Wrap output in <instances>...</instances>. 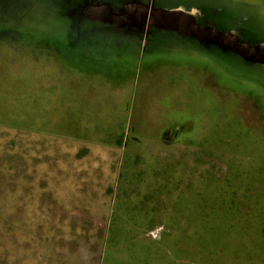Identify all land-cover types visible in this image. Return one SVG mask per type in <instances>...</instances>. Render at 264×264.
<instances>
[{"label": "rangeland", "instance_id": "374dc122", "mask_svg": "<svg viewBox=\"0 0 264 264\" xmlns=\"http://www.w3.org/2000/svg\"><path fill=\"white\" fill-rule=\"evenodd\" d=\"M164 2L264 41V0ZM89 29L47 0H0V264H264V66ZM228 165L262 180L239 242L212 227L226 208L183 218L190 195L230 198L200 176Z\"/></svg>", "mask_w": 264, "mask_h": 264}, {"label": "trees", "instance_id": "16d2710c", "mask_svg": "<svg viewBox=\"0 0 264 264\" xmlns=\"http://www.w3.org/2000/svg\"><path fill=\"white\" fill-rule=\"evenodd\" d=\"M249 154L251 152L247 150L241 152L243 156H249ZM257 158H260L264 162V154H258ZM200 176L207 182L208 186L214 183V181L225 183L227 188L230 189V198H227L223 193H220L215 198L210 193H201L195 197L190 195V213H188V217L183 215V218H188L187 223L189 226L195 225L199 221L210 223L211 216L216 212L217 207L226 208L225 213H215L218 215L217 221L215 224H212V227L221 228L220 233L223 234H229L228 232L233 230L236 233V241L239 242L242 237L241 230H245V228L250 226V216L254 211V197L262 195L260 191L262 187L261 174L250 177L247 171L240 168V166L228 165L225 171L217 177H214L208 171L206 174H201ZM180 212H182L181 207L179 209ZM255 225L259 229L262 227L259 221ZM210 254L212 258H215L217 255L216 250L210 251ZM186 259L193 260V255H191V258Z\"/></svg>", "mask_w": 264, "mask_h": 264}, {"label": "flooded vegetation", "instance_id": "af4514ba", "mask_svg": "<svg viewBox=\"0 0 264 264\" xmlns=\"http://www.w3.org/2000/svg\"><path fill=\"white\" fill-rule=\"evenodd\" d=\"M55 15L59 18L70 20L75 25L90 26L89 32H93L92 26L99 24L104 27L106 32L112 31V34H121L128 42L138 43L141 47H147L152 44L157 45L162 41L164 36L169 31H162L154 26H149L147 23L143 27L140 22V17L145 7L148 8V17L152 6L154 8H188L182 2H176L169 5L164 2L163 5L158 4L160 0H47ZM165 1V0H164ZM167 1V0H166ZM108 5L111 9V15H103L104 22L92 21L86 16L89 12L98 6ZM193 7V6H192ZM130 17V18H128ZM207 22L205 16L198 18V22ZM103 30V31H104ZM80 34L77 35V37Z\"/></svg>", "mask_w": 264, "mask_h": 264}, {"label": "water", "instance_id": "95a60500", "mask_svg": "<svg viewBox=\"0 0 264 264\" xmlns=\"http://www.w3.org/2000/svg\"><path fill=\"white\" fill-rule=\"evenodd\" d=\"M107 14H112L111 9L108 5H103L93 8L86 17L92 21L104 22L102 16ZM200 16L201 12L197 8H154L152 6L149 17L148 8L145 7L140 22L143 27L148 22L147 28L152 25L162 31L212 44L223 50H229L254 64L264 66V41L257 45H250L247 41H243L235 30L222 31L214 24L199 23Z\"/></svg>", "mask_w": 264, "mask_h": 264}]
</instances>
